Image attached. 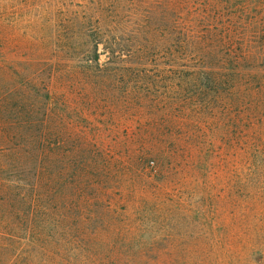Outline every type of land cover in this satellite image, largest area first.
Returning <instances> with one entry per match:
<instances>
[{"label": "rangeland", "instance_id": "1", "mask_svg": "<svg viewBox=\"0 0 264 264\" xmlns=\"http://www.w3.org/2000/svg\"><path fill=\"white\" fill-rule=\"evenodd\" d=\"M233 64L264 70V0H0V126L13 133L18 111L8 110L21 101L14 91L34 70L42 79L57 74L54 92L65 100L51 108L53 120L41 123L43 106L35 109L24 148L32 149L36 162L6 173L16 206L37 173L46 175L38 167L48 159L58 174L69 163L64 172L71 193H82L86 182L107 189L89 191L101 196V219L88 232L99 239L70 241L67 251L57 252L64 262L51 256L46 264H264V207L255 227L212 225L216 216L208 212L218 189L225 192L213 173L226 171L236 118L206 109L200 114L196 83L181 72L184 65ZM97 65L116 68V80L117 67L130 76L120 87L88 80L86 67ZM99 86L114 93V120L105 113L87 116L94 108L86 95ZM22 146L17 138L8 142L9 148ZM250 154L264 189V162ZM109 209L117 226L105 215ZM5 210L0 202V264L39 263L30 254L19 256L26 254L24 241L7 239L23 232ZM144 216L160 226L141 224L145 230L138 232Z\"/></svg>", "mask_w": 264, "mask_h": 264}, {"label": "trees", "instance_id": "2", "mask_svg": "<svg viewBox=\"0 0 264 264\" xmlns=\"http://www.w3.org/2000/svg\"><path fill=\"white\" fill-rule=\"evenodd\" d=\"M2 64H5V62ZM112 64L115 63L112 62ZM15 65L18 64H14V67ZM46 67L47 65L44 69ZM94 67H86L88 80H109L113 84L117 82L116 86L120 87L125 83V78L130 76L128 70L117 67L119 70L117 78L119 80H116L113 76V70L116 68L106 66L107 68L101 70L99 65ZM182 67L184 68H182L181 72L185 74V77H190L188 83H196L195 108L200 109V114H205L206 109L209 114L216 111L230 112L236 118L234 125L232 124V127L234 126L235 149L229 154V159L226 162V171L216 170V173H213L215 174V180L222 181V183H217L218 185L222 184L225 192L218 189L217 202L208 212L216 216L212 225H230L241 228H245V226L255 227L262 221L264 189L260 186L261 183L255 176V170L250 167L254 165L253 168H256L255 165H258V163L250 159V153H253V159L257 157L261 163L264 162V130L261 132L258 128L259 126L264 127V70L242 64L215 67H201L199 65L196 68L184 65ZM259 68L263 69V67ZM15 69L17 71L19 68L15 67ZM13 75L23 78L22 73H13ZM42 76L43 73L39 75L34 70L33 73L31 72L25 78L27 79L24 81L25 84L23 86L19 84V90L14 91V95L21 101L19 103H11L8 110L13 111V109H16L18 111L13 124L15 128L13 133L7 127L2 128L0 126V155L3 158L0 159V202H4L6 205L5 214L7 209H10L9 217L15 223H18L19 230L23 232V237L7 235V239L24 241L27 247H24L26 248V254L20 252L19 256L26 257V255L30 254L34 262L39 261V263L35 262L37 264H46V258L50 262L51 256L58 257L61 262H64L63 258L66 257L57 254V252L67 251L70 241H77L83 244L89 238L93 240L99 239L96 232L91 235L88 232L92 222H97L101 219V214L99 215V211L96 210L101 196L92 197L89 191L92 192V189L96 188L100 191L103 190V193L107 191L100 184L86 182V184L83 183L82 193H71L72 191L67 188L71 183L66 185L67 178L64 172L65 169L68 171L71 169L69 163H65L63 169L60 170V174H58L53 171V161L48 159L45 166L40 164L38 167L39 170H43L42 172H46V175L43 173V176H39L40 172L37 173V181H35L34 177L32 182L27 184L31 190L30 194H22L19 197L21 205L16 206V196L13 197L10 193L13 191L14 186L6 173L11 172L10 170L12 169L16 171L21 169L26 163H30V160H33V163L36 162H34L36 158L32 149L24 148L25 144H28L31 134H33L32 125L34 123L35 109L39 105L43 106V118L41 120V123H43L47 118L53 120L54 112L50 111L52 107L65 103V100L62 99L60 101L59 95L56 96L54 92V86L57 84L59 76L55 73H46L45 79H42ZM22 87L26 88L23 92ZM111 90L105 86L91 87L86 98L90 103L92 102L90 105L94 108V111L92 114L88 113V117L93 119V115L101 117L105 113L108 117L115 119L112 111L115 110L113 105H116V102L112 105L115 96ZM32 94H35V101L32 99ZM121 98L123 101L126 100L124 96ZM42 99L47 103H42ZM188 105L190 106V104ZM6 108L7 106L3 107L1 114L6 112ZM14 138L21 140L22 148L8 147V142L11 144ZM30 141L32 144L36 142ZM247 154L249 157L246 159L245 156ZM152 155L160 161L163 159V154L154 152ZM246 164L248 166H245ZM262 165L264 167V163ZM104 168V173L109 174L108 167L105 166ZM214 182L211 183V187ZM85 189L88 190L87 193ZM76 190L74 189L73 192ZM92 207L94 208L92 209ZM105 215L110 216L113 225L117 226L116 222L120 220L115 218L111 209ZM139 222L140 224L136 222L139 225L137 227L138 232L145 230L144 228L148 224H152L154 227H159L161 224V221L155 220L154 217L145 216L139 219ZM141 224L144 225V228ZM146 235L149 236L150 234ZM61 243L62 246H60ZM65 264L75 263L66 262Z\"/></svg>", "mask_w": 264, "mask_h": 264}]
</instances>
